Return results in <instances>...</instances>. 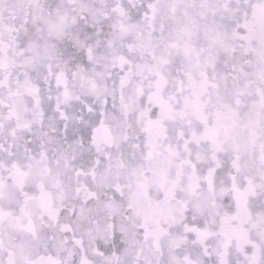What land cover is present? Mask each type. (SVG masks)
<instances>
[{
  "label": "snow or ice",
  "instance_id": "snow-or-ice-1",
  "mask_svg": "<svg viewBox=\"0 0 264 264\" xmlns=\"http://www.w3.org/2000/svg\"><path fill=\"white\" fill-rule=\"evenodd\" d=\"M0 264H264V0H0Z\"/></svg>",
  "mask_w": 264,
  "mask_h": 264
}]
</instances>
